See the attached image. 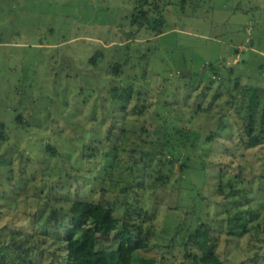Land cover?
<instances>
[{
  "label": "rangeland",
  "instance_id": "1",
  "mask_svg": "<svg viewBox=\"0 0 264 264\" xmlns=\"http://www.w3.org/2000/svg\"><path fill=\"white\" fill-rule=\"evenodd\" d=\"M143 9L148 18L163 16L161 33L131 24L139 10L134 0H0V264L20 263L7 237L32 233L33 213L68 211L65 201L99 196L101 178L110 199L120 185L141 181L136 192L118 197L115 215L121 219L123 204L134 202L135 228L144 238L154 232L143 264L150 257L158 264H190L185 248L170 239L177 223L199 218L213 228L223 264H264V245H251L252 227L264 224V138L248 147L238 119L247 104L257 116L264 109V0H147ZM113 62L121 64L119 74L107 72ZM210 63L220 69L211 74L210 88L188 82ZM129 85L135 94L122 109L108 91ZM150 117L153 124L144 126L152 135L159 117L204 134L216 129L206 172L188 169L182 178L180 163L169 156L162 168L156 160L147 173L142 163L135 168L137 136L148 141L151 134L134 120ZM88 145L96 157L83 158ZM102 150L105 159L117 160L112 173L103 170ZM220 169L241 179L248 203L239 211L225 213ZM85 170L89 174L69 182ZM249 210L256 211L254 220ZM240 217L249 220L248 232L237 235ZM45 240H38L32 264H64V244Z\"/></svg>",
  "mask_w": 264,
  "mask_h": 264
},
{
  "label": "trees",
  "instance_id": "2",
  "mask_svg": "<svg viewBox=\"0 0 264 264\" xmlns=\"http://www.w3.org/2000/svg\"><path fill=\"white\" fill-rule=\"evenodd\" d=\"M134 3L139 10H137V14H131V24H136L138 27L149 26L157 34L161 33L162 31L160 30L164 29L163 16L160 15L159 19L156 17L148 18L146 11L143 9L147 4V0H134ZM149 10L153 11L155 9L154 7H149ZM91 59L92 57L89 58V61ZM120 66L121 64L113 62L108 66L107 72L113 75L119 74ZM219 70V67H215L211 63L204 65L201 70L191 73L188 82H196L197 84L206 82L207 88H210L215 82L213 81L215 77L213 78L211 74L217 75ZM206 71H210L208 78L203 76ZM236 85L235 81L234 86ZM134 94L132 85H129L126 89L112 86L108 91V96L112 102L122 109L126 108L127 104L132 101ZM230 97L234 98V96ZM227 103L231 106L232 101L228 100ZM162 106L172 110L173 103L164 101ZM148 108L147 106L145 107L147 113ZM197 108H200V105ZM137 109L138 107L136 106L135 110ZM140 112L141 109H138L137 113L140 114ZM175 112L181 117L185 114L178 107ZM159 115L157 113L156 117ZM126 118L124 117V121L127 120ZM238 119L242 127V133L247 137V146L252 148L258 146L264 138V109L257 116L251 105L247 104L246 109L238 114ZM17 120L20 121V115L17 116ZM134 121L138 125L137 128L141 127V132H146L148 136L151 134V131L149 132L144 126L147 122L153 124L151 117L150 120L137 121L135 119ZM154 125V130H152L154 136L151 134L148 141L140 133L137 136L142 139L141 143L135 145L137 150L133 149L132 161L135 168L142 163V169L147 173L148 169L154 165L155 160L158 166L162 168L163 159L169 156L180 163V176L182 175L183 178V173L188 169H197L205 173L211 166L213 161L210 156L213 142L217 138L216 129L204 134L200 130L186 126H174L172 120L163 117L156 118ZM256 127L260 129L258 133L255 131ZM125 129L124 127L123 132ZM110 132L111 130L108 128L107 136L110 135ZM123 132H121V135ZM1 133L0 139H3ZM132 136H136L135 131H132ZM87 151H90L89 155H87ZM136 151L141 154L140 160H137L139 155H137ZM98 153L94 145H88L84 150L83 158L86 159L87 156L88 158H94ZM100 153L104 160L103 170L106 169L112 173L116 169V158L105 159V151L102 150ZM87 174H89V171H77V173L71 174L68 180L69 182H77L78 179L83 178ZM217 175L218 194L225 201V213L230 214L234 211H239L244 204L248 203L245 198L244 188L241 187V179L238 175L228 174L223 169L218 170ZM142 178H145L144 175ZM156 179L158 180L159 177H156ZM101 180L102 193L99 196L90 200L71 199L65 201L69 205L68 211L53 209L49 210L47 215L45 214L46 211L38 215L33 213L31 219L32 233L19 232L18 234L24 233V238H16L13 234L7 237L9 248L19 253L16 256L20 261L18 264H32L36 256V249H38L36 246L38 240L45 242L47 238H53L56 242L64 244L66 248L64 264H143L141 259L144 258V251L152 245L150 236L154 235V232L147 233V237L144 238L141 230L139 231V229L135 228L134 213L137 207L134 202L123 204L125 210L121 219L115 215L120 204L118 197L130 193V191L136 192L134 187L139 186L141 181L133 178V180L120 185L118 189L115 188L117 197L110 199L108 192L111 188L104 185L105 181L103 178ZM178 208L180 207L178 206ZM248 212L252 220H254L256 211L249 210ZM238 222L240 225L235 229L236 234H246L249 220L245 217H240ZM259 226L260 224H257L252 227L255 234L251 235V245L254 247H259L261 244L264 245V224L261 229H259ZM0 231L4 230L0 229ZM170 240L185 248L187 251L185 256L190 264H223L217 252L213 228L208 223L201 221L200 218L194 224H186L184 221L177 223ZM177 241H180V243H177ZM145 259H147L148 264H158V261L156 262L151 257Z\"/></svg>",
  "mask_w": 264,
  "mask_h": 264
}]
</instances>
